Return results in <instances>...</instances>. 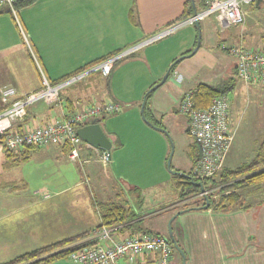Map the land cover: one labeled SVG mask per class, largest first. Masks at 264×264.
<instances>
[{
    "label": "crops",
    "instance_id": "obj_1",
    "mask_svg": "<svg viewBox=\"0 0 264 264\" xmlns=\"http://www.w3.org/2000/svg\"><path fill=\"white\" fill-rule=\"evenodd\" d=\"M259 3L263 4V0H259ZM202 6V0H194L196 11L201 10ZM36 7V19L39 20V15H43L44 23L40 22L38 27L35 19L31 29L25 28V24L22 26L20 18L0 12V112L3 110V89H13L19 97L35 91L40 87L41 72L53 83L156 34L179 20L184 13L193 10L190 0H37L32 7L21 9L20 14ZM57 15H63V28L57 27L59 20L54 18ZM243 16L245 21L253 15L247 9L243 11ZM180 30L183 32L180 37L177 30L174 35L141 48L129 61L118 66L114 64L108 77L88 76L78 87L70 91L62 89L56 103H37L28 107L25 122L16 125L14 130L22 131L57 120L70 110L68 100L79 101L81 105L116 102L126 111L110 115L99 122L117 146L111 151L107 163L100 160L103 150L95 151L86 145L80 147L76 161H69L63 148L55 145L35 150L25 148L8 158L0 146V196L2 206H5L3 210L22 214L23 218V222L12 226L13 230L22 229L18 236L3 237L6 240L2 248L5 253L17 255L16 258L77 236L81 238L70 244V247L93 242V232L102 224L103 207L113 203L125 209L130 208L138 215L135 221L142 224V232L139 233L158 234L145 229L143 225L146 218L157 216L163 209L147 212L148 206L141 200L145 198L143 191L152 190L154 193L160 185L169 183V173H164L168 147L166 141L163 143L159 139L162 154L158 172L153 177L150 174L147 176L153 182L136 183L131 180L132 173L126 174L124 168L129 171L131 167L129 160L122 157V151L125 150L127 154L128 149L134 150L136 156L146 145L142 136L134 133L135 129L146 130L140 118L135 117L136 108L144 92L161 80L169 64L179 55L193 50L198 32H201L202 40L197 51L175 64L166 82L152 92L149 103L151 115L157 120L158 116H165L169 112L179 114L181 98L197 84L204 83L191 85L193 80L202 78L204 69H214L216 63L223 60L220 55L216 57L209 50V23L200 22L198 27L186 26ZM234 38L222 40L219 37L215 46L230 56L223 48L237 47L233 45L237 40ZM241 38L239 47H250L245 38ZM202 41L206 43L202 44ZM32 56L34 59L37 57L35 62ZM234 70L235 63L230 67L228 65L225 72L232 75ZM131 114L133 126L128 123L120 126ZM116 124L124 128L125 139L121 138L123 129L116 128ZM131 160L133 163V158ZM16 161L18 163L14 166ZM36 163L37 175L34 173ZM116 168L118 173L115 172ZM159 173L162 174L161 179ZM130 183L136 187L131 188ZM208 211L191 210L176 218V231L180 233L185 246V264H264V245L254 244L250 240L253 237L247 239L250 230L243 212L218 214ZM131 233L132 229L123 230L119 227L113 239L119 241L132 236ZM179 259L181 264L180 256ZM151 263L152 258L149 256L136 259L134 263L119 261V264ZM50 264L76 263L61 259Z\"/></svg>",
    "mask_w": 264,
    "mask_h": 264
},
{
    "label": "built area",
    "instance_id": "obj_2",
    "mask_svg": "<svg viewBox=\"0 0 264 264\" xmlns=\"http://www.w3.org/2000/svg\"><path fill=\"white\" fill-rule=\"evenodd\" d=\"M17 1L19 0H0V9H7L10 14L15 15ZM255 1L204 0L201 10L123 49L113 57L105 59L88 71L61 84L53 85L41 72L40 87L35 91L19 97L15 90L3 89L0 146L4 151L18 152L24 148L35 150L50 145L59 147L68 145L70 149L67 159L69 161L78 160L80 147L84 143L77 136L76 129L103 115L120 112L121 105L114 102L81 105L79 101H76L73 105L75 111L67 119L64 117L65 113L47 125H36L21 132L14 130L16 125L23 124L28 107L37 103L46 105L56 103L62 89L83 80L89 74L99 73L102 77H108L116 62L136 54L141 48L168 37L183 27L194 26L208 18L214 20L219 31L243 24V8ZM224 50L236 59L235 73L238 82L251 87L264 86V52L243 47H228ZM178 112L186 120L187 133L199 149L200 156L191 173L202 183L209 179H217L216 177L226 165L225 162L233 142L228 96L217 97L205 109H196L192 102V91H189L181 98ZM100 160L107 163L110 161V155L103 151ZM204 190V193L199 195L200 197L203 195L208 197L213 192L206 190L205 187ZM117 230L105 226L96 229L93 232L94 244L75 250L69 255L68 260L76 264H119L121 260L134 263L136 259L149 256L152 258L151 264H171L172 245L167 237L159 234L137 233L114 241L113 234Z\"/></svg>",
    "mask_w": 264,
    "mask_h": 264
},
{
    "label": "rangeland",
    "instance_id": "obj_3",
    "mask_svg": "<svg viewBox=\"0 0 264 264\" xmlns=\"http://www.w3.org/2000/svg\"><path fill=\"white\" fill-rule=\"evenodd\" d=\"M258 2L259 0H256L254 3L247 5L243 8V11L244 10L246 11L248 9L249 13L253 16L246 18L243 24L232 26L228 29H225L224 31L218 30L216 23L212 18H208L205 21L201 22V23L204 22L209 23V26L211 28V40L209 43L210 46L209 50L212 51V54H216V57L220 55V57L223 60L217 62L216 67L214 69L211 70L204 69L202 72V74L204 75L201 76L202 78H199L197 81L196 79H194L191 85L196 84L197 82H204L214 87L221 88L228 79V76H232L231 74H229V72H227L228 70L226 72L225 70L227 69L228 65L230 67V65L234 63L236 64V59H233V57L228 56L225 52H223L222 50L218 49L215 46L216 40L219 37H221L222 40H224L225 38L226 39L228 37L234 38L233 36H235L236 38H234V40L235 39L237 40H235L236 42L233 45L237 47H239L240 41L242 40L241 37H243L245 38L246 42L250 44V47H248L247 49L264 52V0H263V4L262 3L258 4ZM32 6L33 4L28 7L30 8ZM21 9L24 8H20V9L18 8L15 15H12L10 13H5V15H10V17L12 15L15 18L16 17L20 18L22 22V26H24L25 24L26 25L25 28L31 29L32 26H34L33 20H35L37 17L35 15V12L38 9V7L29 10L28 13L24 12L22 13V15L20 14ZM39 16H40L39 20L38 19L35 20V25H38V27H40L41 25L40 22L44 23V21L42 20L43 15H39ZM54 18H57L59 20L57 27L63 28L65 24L63 15H57ZM14 28L16 29L15 26ZM180 31L181 30L179 29L177 32L178 37H180L183 33V32L181 33ZM198 35H200V43H201L202 40L201 32L197 33V37ZM168 37H165L152 44L158 43ZM212 40L214 41L212 42ZM203 43L205 44L206 41H202V44ZM134 55L136 54H133L131 57L121 59L119 62H117V66L120 65V63L129 61L131 58H133ZM179 57L180 55L176 57V59H174L169 64V66ZM36 58L34 59V57L32 56L34 62L36 61ZM41 68L44 70L43 67ZM144 93H146V91ZM227 96L229 101L230 114L232 118L231 130L233 132V142L225 164L229 168L235 169L242 165H246L250 163L256 154V150L258 148L259 143L264 140V86L258 85L255 87H251V86H246L240 82H236L234 90ZM142 99L139 103V107L136 108L137 110L135 112L137 113L135 117L137 116V118H140L141 121L142 119L140 115V106ZM148 102L150 103V99ZM125 111L126 108L123 107L118 114H121V112L125 113ZM132 120L133 117L131 114L130 117L126 121H123L120 126H124V123H128L130 126H133L131 125ZM157 121L161 123V126H163L164 129L168 132L172 140L173 155L171 159V169L179 173H184V174L190 173L193 166L195 165L197 146L195 145L193 139L186 132V120L179 114L176 113L171 114L169 112L165 116H161V117L158 116ZM144 125L146 129L144 132L141 129L137 131L135 129L134 133L137 134L136 136H142L143 141H145L146 145L150 147L143 145L142 148L139 150V154L136 156L134 150L131 149L127 150V154L125 150L123 151L121 150L122 151L121 155L122 157H126L129 160L128 162L131 168L129 169V171H127L125 168L124 170L125 172H127L126 173L127 175L132 173L131 175H133V179L131 180L136 183L149 184L153 182V179L149 180L147 176L150 174V177H153L154 175L157 174L156 172H158L157 166H158V162L160 161V156L162 154V149H161L162 144L160 143L159 139H162L163 143H165V141L167 142L166 147H168V151L166 157L165 158L163 157L165 160V169H166V160L170 153V144L167 138L163 134L146 126L145 123ZM115 127L118 128L119 125L117 126L116 124ZM119 128L123 129L121 132L122 134L121 138L125 139V137L123 136L125 134L124 128L123 127H119ZM148 133H153V134L150 135ZM190 151L192 152L193 156L190 155ZM132 158L134 160L133 163L131 160ZM34 169L36 170L34 173L37 175V171H38L37 163L35 164ZM74 169H76V164L74 165ZM115 172L118 173L117 168L115 169ZM164 173L166 175L167 173H169L168 174V177L170 179L169 183L167 185H165L166 183L160 185L154 193L152 190L143 191L144 193L143 195L145 198L144 199L142 198L143 200L141 201H143V203L146 206H148L146 209L147 212H151L154 209H158V208L163 209L162 212L159 213L157 216L146 218L144 220L145 224L143 225V227L145 229L151 230L154 233H158L160 235L168 237L167 224L169 219L176 212L182 210L183 206L185 207L188 205L189 207H194L197 204L200 205L202 202L201 200H199L201 199L200 197L199 198L195 197L196 194L194 196L186 197L185 200L177 201L179 198L180 189L178 190L176 188L175 180L172 174H170V172H168L167 169L166 172ZM158 176L160 179L162 178V174L159 173ZM129 186L131 188L133 186L136 187L134 183H130ZM237 193L240 195L242 199L243 202L242 207H230L226 210H209L208 212L218 213V214H229L237 211L243 212L247 218L246 223L249 226V230H250L247 239L253 237L250 240L251 241L253 240V243L256 244L257 246H262L264 245V184L248 187L242 190H237ZM214 195H215L214 200H216L219 195L218 194H214ZM149 196H151V200ZM4 207L5 206H2V197L0 196V264H5L10 260L14 259L15 256H17V255H12V253L11 254L5 253L2 250V248L5 246L6 243V240H4L3 237L13 238L18 236L22 231V229L15 228L13 230L14 227L12 226L15 225L16 227L17 223L23 222L22 214L7 213L8 211L6 212L3 210ZM141 225L142 224H140V226ZM176 225L177 222L175 220L172 223V230L179 242V245L184 250L185 247L184 241L180 233L176 231ZM177 254H178L177 252H174L172 254V258L174 259V261L171 260V264H180L179 255Z\"/></svg>",
    "mask_w": 264,
    "mask_h": 264
},
{
    "label": "trees",
    "instance_id": "obj_4",
    "mask_svg": "<svg viewBox=\"0 0 264 264\" xmlns=\"http://www.w3.org/2000/svg\"><path fill=\"white\" fill-rule=\"evenodd\" d=\"M35 1H37V0H19L16 2V8L17 9L18 8L19 9L20 8H26L30 5H32ZM202 3L204 6V0H202ZM0 12L9 13L8 11H6V9H0ZM193 13H194L193 10H190V11L184 13L183 16L179 20H181V19H183V18H185V17H187ZM179 20H177V21H179ZM119 52L120 51H118L112 55H109L106 58L100 59V60L95 61L89 65H86V66L72 72L71 74L66 75V76L62 77L61 79H59L53 83L51 82V83L53 85L61 84V83L69 80L70 78H72L74 76L80 75V74L88 71L89 69H91L95 65L99 64L100 62L104 61L107 58L113 57L114 55L118 54ZM131 56H129V57H131ZM115 64H117V62ZM174 67H175V65L173 66V68ZM173 68H172L171 72L173 71ZM98 75L100 77H102L99 73H92V74L87 75L86 77H88V76L89 77H97ZM169 76H170V74H169ZM86 77L84 79H86ZM81 81L75 82V83H73V84H71L65 88L70 89L73 87H78L80 85ZM236 82H238V80H237L236 73L234 70L232 73V76H230L226 80L225 84L221 88H217V87H214V86H212L210 84H206V83L197 84L196 87L193 90H191L192 91V102H193L194 108L205 109V108L209 107L211 105L212 101L214 99H216L217 97L225 96V95L227 96L228 94H230L234 90ZM151 95H152V93L147 95L146 104H145V108H144V116L154 126L164 128L163 126H161V123H159L153 117V115H151V113H150V107H149L148 101H149ZM68 102H70L68 104L70 110L66 112V115H64V117L66 119L69 118L70 114H72L75 111V109L73 108V105L76 101L72 102V101L68 100ZM118 113L111 114V115H116ZM108 116H110V115H103V116H101V118L98 119V121L101 122L102 120H105V118H107ZM19 132H21V131H19ZM1 141H2V137H0V143H1ZM62 148L64 150V153L67 156V153L69 152L70 147L68 145H65ZM28 149H31V148H28ZM196 149H197V155L195 156V158L197 161L199 159L200 155H199L198 147H196ZM21 150H23V149H21ZM4 152H5L4 154H5L6 158H8L13 153H15V152H11V151H4ZM190 155L193 156L191 151H190ZM196 161H195V163H196ZM17 163H18V161L14 162L13 165L16 166ZM188 175L192 176L194 181L200 182L199 179H197L195 176H193V174L191 172L188 173ZM172 176L175 180L176 188L178 190L180 189V194H179V198L177 201L185 200L186 197L194 196L195 194H196L195 197L199 198L198 195H199L200 191L197 187L192 185L189 181H187V179H183L181 177H177L174 175H172ZM216 178H218V179H215V178L209 179L203 183L206 190L213 191L208 196L210 204H209V207L205 210H210V209L211 210H226L230 207H242L243 202H242L240 195L237 193V190H242V189H246L248 187L264 184V140L259 143L258 148L256 150V154L250 163H248L246 165H242V166L235 168V169H231L227 165H225L222 172ZM214 194L219 195L216 200H214L215 199ZM200 198L201 199H199V200H201L202 203L200 205L197 204L194 207H202L204 205L203 198L202 197H200ZM212 202H213V205H212ZM103 208L104 209L102 210V224L97 229L101 228L102 226H105L108 228H116V229H118L119 227H122L123 230L130 228V229H132V232H133V233H131V235H134L137 232L138 233L142 232L141 228H140V223H139L140 221L137 223L135 221L136 219H138V215H136V213H134V211H132V209H130V208L125 209L124 207H122L118 203H113V204H110V205L105 206ZM183 208L186 209V208H189V206L188 205L185 207L183 206L182 210H183ZM172 233H173V236H174L176 243L178 244L179 248L182 250V252L185 255V251L179 245V242H178L173 230H172ZM80 238H81L80 236L79 237L77 236L75 238H70V239L59 241V242L51 244L49 246L39 248V249L32 251L30 253L23 254L19 257L14 258L13 260H10L9 262H7L5 264H50V263L55 262L57 260L68 259L69 255L72 252H74L75 250L83 248V247L91 246L94 244L93 242H88V243L83 244V245H76V246L70 247V244L74 243L75 241L79 240ZM168 240H169V238H168ZM174 252H177V251L172 246V254ZM177 255H179V254H177Z\"/></svg>",
    "mask_w": 264,
    "mask_h": 264
},
{
    "label": "water",
    "instance_id": "obj_5",
    "mask_svg": "<svg viewBox=\"0 0 264 264\" xmlns=\"http://www.w3.org/2000/svg\"><path fill=\"white\" fill-rule=\"evenodd\" d=\"M190 2H191V6L193 8V12H196V10L194 8V0H190ZM194 26L198 27L199 23H196ZM199 46H200V35H198V37H197L196 45L193 48V50L188 54L181 55L177 60H175L168 67V69L166 70V72L162 76L161 80L158 83H156L155 85H153L150 89H148V91H146V93L143 96L142 102H141L140 115H141L142 121L146 125H148L150 128H152V129L160 132L161 134H163L167 138V140L170 144V153H169V156L166 160V169L168 170V172H170V174H172L174 176L181 177L183 179H187V181H189L192 185H194L195 187H197L199 189V191H200L199 195H202L205 191L204 185L202 182H196V181H194L192 176H190L188 174H184V173L175 172L171 169V159H172V155H173V144H172V140H171L168 132L164 128L154 126L144 116V108H145V104H146L147 95L152 93L153 91L157 90L161 85H163L166 82V80L168 79L169 74L171 73L173 66L175 64H177L178 62L182 61L184 58L192 56L197 51ZM187 131H188V129L186 128V132ZM76 134L82 140V142L86 145V147H88L92 150L97 151L98 149H100V150L107 152L110 155L111 151H113L114 149L117 148V146L113 144L112 140L104 132V130H103L102 126L100 125L98 119H93L89 123H87L86 125L77 128ZM202 198L204 200V205L202 207H189V208L180 210V211L176 212L169 219L168 224H167L169 241L172 244V246L174 247V249L178 252L179 256L181 257V264H185V255L182 252V250L179 248L178 244L176 243V241L174 239V236L172 233V223L182 213H185V212L191 211V210H205V209H207L209 207V204H210L209 198L206 195H203Z\"/></svg>",
    "mask_w": 264,
    "mask_h": 264
},
{
    "label": "flooded vegetation",
    "instance_id": "obj_6",
    "mask_svg": "<svg viewBox=\"0 0 264 264\" xmlns=\"http://www.w3.org/2000/svg\"><path fill=\"white\" fill-rule=\"evenodd\" d=\"M198 197H200V196L198 195Z\"/></svg>",
    "mask_w": 264,
    "mask_h": 264
}]
</instances>
